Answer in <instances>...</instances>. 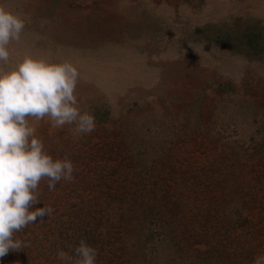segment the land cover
Listing matches in <instances>:
<instances>
[{"label":"rangeland","instance_id":"374dc122","mask_svg":"<svg viewBox=\"0 0 264 264\" xmlns=\"http://www.w3.org/2000/svg\"><path fill=\"white\" fill-rule=\"evenodd\" d=\"M0 7L26 21L0 68L25 55L72 62L79 107L95 116L91 134L27 117L45 150L67 155L77 169L72 182L52 190L42 178L36 207L55 208L61 193L89 198L99 188L120 197L131 186L124 208L108 194L110 217L139 214L137 204L149 200V212L168 222L150 237L151 224L143 230L130 213L114 264H196L180 248L201 246L204 231L244 251L259 242L264 248L255 209L240 207L264 201V0H0ZM173 228L184 234L165 236ZM146 237L142 257L135 246ZM58 254L50 255L56 263Z\"/></svg>","mask_w":264,"mask_h":264},{"label":"clouds","instance_id":"9594fccd","mask_svg":"<svg viewBox=\"0 0 264 264\" xmlns=\"http://www.w3.org/2000/svg\"><path fill=\"white\" fill-rule=\"evenodd\" d=\"M24 18L0 7V64L10 58L9 45L19 41L25 29ZM80 77L70 61H52L25 55L11 68H0V258L22 244L14 234L51 210L36 207L41 202L38 186L47 178L48 188L75 179L73 161L65 155L53 156L27 117H49L51 126L74 125L78 134H91L95 116L79 107L75 88ZM98 250L84 238L72 254L61 251L63 264H99ZM252 264H264V253Z\"/></svg>","mask_w":264,"mask_h":264},{"label":"trees","instance_id":"16d2710c","mask_svg":"<svg viewBox=\"0 0 264 264\" xmlns=\"http://www.w3.org/2000/svg\"><path fill=\"white\" fill-rule=\"evenodd\" d=\"M63 181L64 180L57 182L56 185L62 184ZM134 185H137V183ZM96 186L97 185L89 186L90 192H93L94 188L96 189ZM44 187L45 190L48 189V182H45ZM129 190L130 192L128 193L132 194L131 186H124L123 189L121 188L122 194L119 193L120 197L115 196L114 193L112 194L110 190L102 188H99L96 195H91L89 198L83 197L84 194L82 193L79 194L77 200L69 198L67 195L63 197L62 193L57 197H53L55 208L51 207V211L46 213L43 218L38 217L35 222L14 234V238H18L21 241L22 246L19 249L9 250V252L1 258L0 264H63L60 261V263H56V258H50V255L53 253H60L61 251L67 254H72L74 246L78 245L81 238H84L89 244L94 246L98 250V253L105 251L103 256L100 254V262L98 261L99 264H110L112 259H115L117 256L115 255L116 248L125 245V241H122V237L117 236V234H119V230L121 231L120 225H123L121 223L126 220L129 221L131 218L130 213L133 214V217L136 222L139 223L137 225H139L140 228L143 229L145 226L144 223L146 222L148 223V226L151 224V226L148 227V230H150L148 233L150 237L154 233H162L158 227H161L168 222L164 216L149 212L150 208H152L149 207V200H142L137 204L140 208L139 214L136 213L135 215L132 211L123 212L120 210V213L118 212L120 220L119 222H116L114 216L113 218L112 216L110 217L108 214L109 211H107L106 205L110 202L108 194L111 197L114 196L112 198L115 201L116 208L120 209L123 207L121 203H125L126 201V197H123V195ZM134 190L135 186L132 187V191ZM242 191L243 187L237 189L236 193L238 196L244 195V192L242 193ZM85 201H87L88 204L84 203ZM255 201H257V204L252 202L248 204L247 201L242 200L240 201V207L247 211L254 208L253 215H255V219L252 224L263 223L264 225V201L262 199H257ZM61 205L65 207L63 210L61 209ZM257 207L258 210L256 209ZM68 208L69 211L66 210ZM240 215L243 216L242 213H240ZM211 217L216 218L215 216ZM258 225L259 224H257V226ZM42 227L44 229H42ZM258 227L260 228V225ZM259 228H257V230ZM254 230L256 229L254 228ZM209 233L210 231H204L202 233L206 238L201 242V246H192L191 248L186 246V249L184 250L183 247L180 248L181 254H184V251L186 250L185 259L188 260L187 256L193 255L196 264H252L253 259L251 260V254H253L254 251L257 252V254L264 253V248L259 250L261 247L259 246L261 245L260 242L256 244V246L249 245V248H246L244 251L241 247L237 246V243L234 242V246H232L233 242H229L225 245L224 242L216 239L217 236L213 235V233ZM252 233H254L253 230ZM183 234L184 231L176 232L173 228L172 230L170 229L165 236H172L174 238V236L181 237ZM231 234L232 233L229 231L226 233V236L230 237ZM210 236H212V240L210 239ZM234 237H238L237 239H239V234H236ZM147 239L148 238L146 237L139 242L138 246L136 245L137 247L135 246L136 253L139 256L145 257L146 255L143 242ZM188 252H190V254L187 255ZM34 260L35 263L33 262ZM188 261L189 262L186 264H190L191 261ZM111 263H113V261ZM119 264H122V262ZM169 264L175 263L169 262Z\"/></svg>","mask_w":264,"mask_h":264}]
</instances>
